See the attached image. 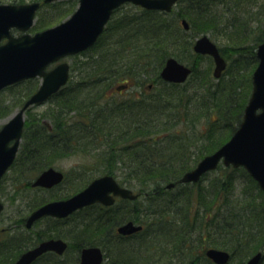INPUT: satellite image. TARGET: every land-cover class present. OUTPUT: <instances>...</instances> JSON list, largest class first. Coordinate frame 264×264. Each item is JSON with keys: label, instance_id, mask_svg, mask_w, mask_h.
Instances as JSON below:
<instances>
[{"label": "trees", "instance_id": "16d2710c", "mask_svg": "<svg viewBox=\"0 0 264 264\" xmlns=\"http://www.w3.org/2000/svg\"><path fill=\"white\" fill-rule=\"evenodd\" d=\"M61 2L65 3V0ZM257 2L177 0V11L141 8L139 15L120 18L112 38L116 50L97 51L96 56L89 55L77 67L71 65L69 81L52 95L58 102L57 110L50 115L52 127L28 131L27 123L24 124L13 168L43 169L68 153L92 154L97 159H105L101 173H112L120 164L131 167L129 174L133 179L135 177L137 190L145 194L135 200L134 212L131 202L123 200L120 207L126 218L144 224V229L122 239L116 234V237H110L108 251L115 254L114 264H159L162 259L167 264H180L183 260L184 264H214L204 251L217 244L229 252L232 250L231 255L238 254L243 247L245 251L247 246L251 248L250 255L262 250L264 193L244 168L219 164L217 176L207 185L179 182L185 171L231 136L242 119L251 90V74L238 78L239 72L233 71L223 85L214 89L210 72L212 59L194 53L193 40L216 32L220 15L218 18L212 9L220 6L226 14L225 30L232 32L230 39L244 41L232 59V65L244 52L257 61L255 47L264 40V26L257 33L252 26L257 21L263 24L264 6H258L263 10L261 13L252 10L254 5L257 7ZM182 18L189 23L186 30L180 24ZM108 25L106 32L110 28ZM33 27L37 29L39 24ZM219 49L224 55L222 48ZM186 53L192 56L191 65L196 59L209 58L201 86L195 84L197 89L187 85L188 80L170 83L159 76L166 57L173 55L184 60L182 55ZM226 68L228 71L229 67ZM74 71L78 75L76 80L72 78ZM119 78L135 80L137 86L147 80H156L161 85L154 91L142 90L143 93L129 97L107 96L103 87L111 79ZM245 79H248L247 93L245 88L238 91V83L241 85ZM34 89L32 86L28 94ZM95 150L101 152L93 154ZM239 177L243 179L239 180ZM235 181L246 187L242 196H233L232 183ZM170 182H174V186L167 188L166 184ZM80 189L77 187L76 190ZM47 199H33L30 209ZM93 206L95 213L82 214L79 225L75 227L77 223L74 224V238L78 239L76 249L83 245H104L101 238L105 235L106 218L109 216V224L114 225L115 220L110 221V218L119 212L113 206L107 209L99 204ZM129 211L131 215H127ZM257 217L263 223L258 222ZM50 220L49 224L54 227L56 221ZM120 222L122 219L116 224ZM20 227L18 231L0 229V264L12 262L34 244L35 239L55 232L50 226L41 235H25L23 226ZM95 230H99L101 236L90 239ZM55 233L62 237L68 235ZM135 236L138 239H134ZM127 242L131 243L127 245ZM42 258L33 264L40 261L63 264L57 256Z\"/></svg>", "mask_w": 264, "mask_h": 264}, {"label": "water", "instance_id": "95a60500", "mask_svg": "<svg viewBox=\"0 0 264 264\" xmlns=\"http://www.w3.org/2000/svg\"><path fill=\"white\" fill-rule=\"evenodd\" d=\"M55 0H43L44 3ZM130 2L147 10L169 12L176 0H78L74 12L60 23L19 36L11 34V28L26 31L33 24L40 2L0 3V90L15 82L39 76L41 82L36 91L27 98L21 109L0 127V179L14 161L19 146L24 124L23 112L32 105L46 100L58 91L68 80L69 63L60 61L46 70V66L67 55L76 54L92 46L102 33L113 10ZM187 29L188 22L181 21ZM192 49L195 53L206 54L214 62L213 75L220 77L226 67V60L220 54L217 45L206 35L194 40ZM258 64L252 74V91L244 108L243 118L230 138L214 152L202 157L190 170L183 173L181 182H197L208 170H213L222 160L225 166H243L258 182L264 192V41L256 50ZM191 73V68L168 57L160 71V77L168 82L181 83ZM63 174L53 168L45 169L33 182V185L50 187L59 182ZM174 182L167 184L170 188ZM115 196L134 199L137 193L120 186L111 175L93 179L85 188L64 199L49 201L33 210L26 219V226L45 215L65 217L76 209L100 202L105 205L113 203ZM3 204L0 201V211ZM142 226L128 221L118 227L121 234L140 231ZM66 243L61 239H46L36 246L22 252L10 264H31L40 254L47 250L62 253ZM206 256L217 264H226L230 254L221 249L208 248ZM103 255L97 246L84 247L78 264H100ZM262 253L252 255L245 264H259Z\"/></svg>", "mask_w": 264, "mask_h": 264}, {"label": "rangeland", "instance_id": "374dc122", "mask_svg": "<svg viewBox=\"0 0 264 264\" xmlns=\"http://www.w3.org/2000/svg\"><path fill=\"white\" fill-rule=\"evenodd\" d=\"M31 1H37V0H24L21 1L20 0H0V3H28ZM39 1V0H38ZM42 1V0H41ZM59 1L61 0H55L52 2H48V3H41L40 6L38 7L36 13H35V17H34V23L32 25L31 28H29L27 31L28 33H34L35 31H39L42 30L44 28L56 25L58 23H60L61 21H63L64 19L68 18L76 9L77 5H78V1L77 0H71V1H66L65 3L61 2L59 3ZM259 5L264 6V0H258L257 2V7L254 5L253 6V11L255 12L256 10H260L259 12L261 13L263 10H261V8H258ZM222 8H224L223 5H221ZM255 7V8H254ZM260 7V6H259ZM142 7L137 6V5H133L130 3L125 4L124 6H122L121 8H119L118 10H116L112 16L111 19L109 21V25H108V32H106V30L101 34V36L99 37L98 41L89 49H87L86 51H84V53L81 54H77L74 56H69L66 57V61L70 64V65H74L75 67H77L78 65L81 64V62H84L87 60V58L91 56H96V52L100 51V52H111L116 50V46H114V43L112 38H113V34L116 32V28H115V24L117 23V21H119L120 18L123 17H133L135 15H139L141 13V9ZM177 4L173 6L174 11H177ZM217 12L219 13L217 15ZM264 12V11H263ZM212 13H215L216 16L220 15V19L219 21L216 23V32H210V33H206L219 47L222 48V51L224 52V56L225 58H227V68L226 70H224V72L222 73V75L217 78L215 76H213V69H214V63L212 61V65H211V78H212V87L214 89H217V86H221L225 83L226 80L229 79V75L231 74V72L233 71L234 73L239 72L238 74V78L240 76H246L251 74L252 75V71L257 63L256 60L252 59V57H250L248 52H244L241 54L240 58L235 61V64L232 65V59L235 58L237 56V51L239 50L240 45H242V43H244V41H242V39L239 40H235L234 39H230L232 32L231 30H225V22H226V14H224V10L221 9L220 6H218V8H214L212 9ZM222 13V14H221ZM224 14V15H223ZM222 15V17H221ZM263 18V17H262ZM262 20V25L259 23V21L254 22L252 24L253 29H256V33L259 32L260 29H262V27L264 26V19ZM39 24V27H36L37 29H34V25ZM234 30V28H233ZM24 32V33H25ZM114 32V33H113ZM19 33H23L20 32ZM198 37V36H197ZM195 39V38H194ZM103 40V41H102ZM264 40H261L260 42H262ZM258 42V43H260ZM235 47V50L233 49ZM257 47V46H256ZM256 47H255V51H256ZM243 51V50H242ZM173 56V55H171ZM169 57V56H168ZM175 57L177 60H179L181 63H184L186 65H189L194 68V71L192 73V75L187 79L188 83L187 85L192 86L194 88L197 87V85H195L196 83H199L198 85L201 86V82L203 80L202 76L206 75L207 73V68H208V64H209V58H203L200 60H194V64L191 65V59L192 56L188 53H186L184 56L182 55V58L184 60H180L179 58ZM167 58V57H166ZM165 58V60H166ZM252 59V62L250 63ZM164 60V62H165ZM164 62L162 64V66L164 65ZM238 62H241L240 64H236ZM230 63V64H229ZM161 66V68H162ZM232 66V67H231ZM197 67V68H196ZM231 67V69H230ZM160 68V70H161ZM159 70V73H160ZM230 73V74H229ZM250 75V76H251ZM77 72H73V79L76 80L77 79ZM41 79L36 77L34 78L33 82H19L17 84H14L12 86H8L6 88H4L3 90L0 91V127L2 124H4L15 112H17L19 109H21L22 106V102L25 100V98L28 97V92H30V88L32 86H34L36 88V86H38V82H40ZM112 81V82H111ZM111 81H109L107 85H105V87H103V89L105 90L106 94H108V96L112 97H119V98H124V97H129L131 94L137 95L140 93H143L142 90H146L147 92H149V90L154 91V88H158V86H160V82L156 83V80H147L146 82H144L142 84V86H137L135 80L130 79L129 80H125V79H111ZM129 81V84H128ZM132 82H135V85H131ZM238 82V81H237ZM126 84V89L124 91H122L121 93L118 92V89H122L123 84ZM156 83V84H155ZM120 84V85H119ZM128 84V85H127ZM134 84V83H133ZM151 84V85H150ZM239 85L238 91L242 88H245V93H247L248 91H246L247 87H248V79H245V81L242 82V84ZM119 86V87H118ZM118 87V89H117ZM102 89V88H101ZM197 89V88H196ZM251 90H252V84H251ZM250 90V92H251ZM235 94V93H234ZM240 94H242V92H240ZM55 98H51L45 102H43L42 104H38L35 106H29L28 108H26L23 112V116L25 119V123H27V130L29 131L32 128L35 129H40V127H42V129L47 128L50 129L52 127V121L50 120L51 116L53 114V112L57 109V103L55 101ZM217 126V125H216ZM201 142L199 143V145L201 146ZM100 150H95L93 154L96 153H100ZM99 157V156H97ZM58 163L59 167H61V169L63 170H72L74 169V173L76 175H81V170L83 169V167L88 170L86 172H88L86 174L87 177L85 176H81L78 180L77 179H73L71 181L67 180L65 183L68 182L71 183L70 185L72 186V188L74 189L73 193L79 191L76 190L77 187H81V189L83 187H85L89 182L90 179L103 175L105 173H101L102 170L104 169V165L106 163L105 159H97L95 158L92 154L91 156H89L88 154L86 155H82L81 153H69L67 155H63L62 158H60V160L55 161V163ZM222 165V164H220ZM14 166V165H13ZM11 166V168L6 172V174L4 175L3 179L0 181V200L4 203V209L2 211V213L0 214V228L5 227V228H13L15 229V231H18L19 228H21L20 226L22 225L23 222V217H25L28 212H29V205L32 202L33 199H38V198H43L48 197V192H41V191H37V190H33L31 189V187H28L27 185V180L24 178V176L22 175V170H19V167H14ZM130 168L131 167H127L125 166V164H120L118 166L117 169H114V171L112 172V174L120 181V183L125 184L126 186H128L129 188L133 189L135 192H138L139 190L137 185H136V181H135V177L134 179L131 176H127L126 174L130 172ZM91 172V173H90ZM131 173V172H130ZM218 174V170L213 169L208 171L207 173H205V176L202 177V179L199 181L201 182V184L203 185H207V183H209V181L211 179H213L214 176H217ZM127 179V180H124ZM242 177H239V180H242ZM123 180V181H122ZM179 182L180 178H179ZM184 183V182H181ZM186 183H190V182H186ZM237 184V186H236ZM233 185V190L235 191L233 196H236L237 194L242 196V190H244L246 187H244L242 184V182L239 181H235L232 183ZM59 189V190H58ZM56 191L51 192L50 194H52L51 199H58V198H65L66 196H68V192L66 190V187H59ZM80 189V190H81ZM76 190V191H75ZM63 191H65V193L63 194ZM71 194V193H70ZM143 196V194H142ZM142 196L140 198H142ZM232 196V197H233ZM233 201L238 200L237 198H232ZM50 200L47 199V201ZM132 205H135V203H131L130 206L132 207ZM262 206V205H260ZM128 208L129 205H128ZM89 210H92V212L95 213L96 207H88V208H84L78 212H76L74 215L72 220V224H76L75 227H77L81 221V217L82 214H86L87 212H89ZM84 214V215H85ZM127 215H131V212L129 211L127 213ZM151 217V216H150ZM243 219V218H242ZM21 220V221H20ZM51 222V220H48L47 218H45V220L40 221V222H36L34 225V230L38 231L40 227H42L43 225H46L47 223ZM257 221L260 223H263V220L260 219V217H257ZM56 226L54 225L55 228V232H63V234H68V236H70V238H72V241L75 240L78 242V239L73 237V231L75 230V227L73 230H71L70 234L68 233V229L71 227L72 224H63V223H54ZM69 225V226H68ZM73 228V225H72ZM251 230V228H249L247 231V233ZM99 230H95L92 232V234H90V239L93 238H97V236H101V233H98ZM25 235H32L34 236L33 233L27 234L25 233ZM1 236V235H0ZM30 236V237H32ZM2 238V236H1ZM0 238V239H1ZM134 239H138L137 236L134 237ZM100 240V239H99ZM100 242V241H99ZM262 254H263V258L261 260V264H264V239L262 240ZM131 242H127V245H129ZM76 245V244H75ZM214 247L220 248V249H224L222 248L220 245H216ZM248 249L241 250V252H239L238 254H234L231 255V259L226 263V264H245L247 262V260L251 257V255L249 254L250 252V246H247ZM230 252H232V250H230ZM74 254V253H73ZM253 255V254H252ZM44 259V258H43ZM68 259V258H67ZM63 264H66L65 261V257L61 258L60 260ZM44 261H40L37 262L36 264H45L43 263ZM169 262H171V260H169ZM184 260L182 261V263L180 264H184ZM11 263V262H9ZM8 263V264H9ZM75 261L70 262L69 264H74ZM167 264L166 261L163 262L162 261L159 264ZM175 263H177V261H175ZM47 264V263H46Z\"/></svg>", "mask_w": 264, "mask_h": 264}, {"label": "flooded vegetation", "instance_id": "af4514ba", "mask_svg": "<svg viewBox=\"0 0 264 264\" xmlns=\"http://www.w3.org/2000/svg\"><path fill=\"white\" fill-rule=\"evenodd\" d=\"M122 6H124V5H121L120 7H118L117 9H115L114 11H113V13L116 11V10H118L119 8H121ZM112 13V14H113ZM112 16V15H111ZM110 19H111V17H110ZM110 19H109V21H110ZM109 21L106 23V26H105V29H106V27H107V24L109 23ZM105 29H104V31H105ZM11 33L13 34V35H15V36H18V35H20V33H19V30H17V29H15V28H12L11 29ZM4 41V40H3ZM84 51H86V50H84ZM84 51H81V52H79V53H76V54H73L72 56H74V55H77V54H81V53H83ZM219 52H220V54L224 57V59L226 60L227 58H225V56L221 53V51L219 50ZM69 57V56H68ZM66 59V58H65ZM64 59V60H65ZM63 59H59V60H57L56 62H52V63H50V64H48L47 65V67H46V69L47 70H49V69H51L52 67H54L59 61H62ZM226 62H227V60H226ZM228 64V63H227ZM69 70H71V65H70V67H69ZM71 73V72H70ZM34 78H36V77H34ZM34 78H29V79H26L25 81H27V80H32V82H33V80H34ZM39 78V77H38ZM130 81V80H129ZM129 81H128V84H129ZM39 83V82H38ZM134 83V84H133ZM121 84H123V86H125V87H123L122 89H118V87H117V89H118V92L119 93H121L122 91H124L125 89H126V84H124V83H121ZM127 84V85H128ZM120 85V84H119ZM131 85H135V82H132L131 83ZM151 85V84H150ZM37 87V86H36ZM36 89V88H35ZM34 89V90H35ZM34 90H33V92H34ZM33 92H31V93H33ZM31 95V94H30ZM29 95V96H30ZM107 96H108V94H106ZM134 95H135V93H134ZM28 96V97H29ZM52 98V96L51 97H49V98H47L46 100H44V101H42V102H40V103H37V104H33L32 106H35V105H38V104H42L43 102H45V101H47V100H49V99H51ZM26 99V98H25ZM23 104V103H22ZM69 154V153H68ZM65 155H67V154H65ZM60 158H62V157H59L58 159H56V160H54V162H53V164L52 165H49V166H47V167H45V168H43V169H38V168H32V167H28V168H26V167H24L23 168V170H22V175L24 176V178L27 180V185H28V187H31V189H33V190H37V191H41V192H48L49 194H48V197H43V198H40V199H45V198H50L51 196H52V194H50L51 192H54V191H56L59 187H63V186H65L66 187V190H67V192H68V190H69V192H68V196H66L65 198H67V197H70L71 195H73L74 193V189L72 188V186L70 185L71 183H69L68 184V182L67 183H65L67 180H69V181H71V180H73V179H77V178H80L82 175L83 176H85V177H87L86 176V174L88 173V172H86V171H88V170H86L84 167H83V169L81 170V175H76L75 173H74V169H72V170H63V169H61V167H59V165H58V163L56 162L55 163V161H58V160H60ZM11 168V167H10ZM9 168V169H10ZM48 168H53V169H55V170H57V171H59V172H61L62 174H63V177H62V179L59 181V182H57V183H55V184H53V185H51L50 187H45V186H39V185H36V186H34L33 185V182L35 181V179L45 170V169H48ZM86 170V171H85ZM91 173V172H90ZM103 175H111L114 179H115V181L120 185V186H124V187H128V186H126L125 184H122V183H120V181L112 174V173H105V174H103ZM127 176H130V174L129 173H127L126 174ZM100 176H102V175H100ZM97 177H99V176H97ZM94 178H96V177H94ZM94 178H92V179H94ZM92 179H90V180H92ZM129 188V187H128ZM131 189V188H130ZM59 190V189H58ZM132 190V192L133 193H137L138 195H137V197L136 198H134V199H129V198H123V197H121V196H115V195H113V198H114V201H113V203L112 204H110V205H103V204H100V203H95V204H92V205H88V206H84V207H82V208H80V209H77V210H75V211H73L72 213H70V214H68L67 216H65V217H54V216H51V215H45V216H42V217H40V218H38V219H36L34 222H33V224L30 226V227H27L26 226V219H27V217L29 216V214L33 211V210H35V209H37V208H39L40 206H42L43 204H45V203H47L48 201H51V200H55V199H51L50 198V200H48V201H45L44 203H42V204H40V205H38L37 207H35V208H32V209H30V205H29V207H28V209H29V212H28V214L25 216V218H24V221H23V225H24V230L26 231V233L27 234H30V233H33V234H42V232H44L43 230L45 229V230H49V227L51 226V228L55 231V228L51 225V224H49V223H47L46 225H43L42 227H40L39 228V230L38 231H35L34 230V225H35V223L36 222H40V221H43V220H45V218H47L48 220H50V219H52V220H54V221H56V223H63V224H72V222L73 221H71L72 220V218L74 217V216H72V215H74L76 212H78V211H80V210H82V209H84V208H90V207H92L93 205H97V204H99L100 205V207H104L105 209H107V208H110V207H117L116 208V210L118 209L119 210V212L117 211V214L115 215V216H113V217H111L110 218V221H114V225H111V223L109 224V216H107L108 218H106L107 220H106V229L105 230H103V233H105V235H103L102 236V240H103V242H104V245H101V244H96V245H83V246H81L80 248H77L76 249V246H77V243H76V241L75 240H73L72 241V238H70V236H68V235H66V236H64V237H62V236H60V235H57L55 232H52V233H50V236L48 235V236H46V237H44V236H41L38 240L37 239H35V243L34 244H32V245H29L27 248H25V250L24 251H26V250H28V249H30V248H32V247H34V246H36L37 244H39L41 241H43V240H46V239H50V238H54V239H61V240H63L65 243H66V247H65V249H64V251L62 252V253H57V252H55V251H53V250H47V251H45V252H43L42 254H40L31 264H33L35 261H37L38 259H40V258H45L46 256H48V255H51V256H57V257H59V259H61V258H63V257H65V261H66V264H69L70 262H72V261H75V263L74 264H78L79 263V261H80V255H81V250H82V248H84V247H88V246H97V247H99L100 249H101V251H102V255H103V258H102V261H101V263L100 264H114V260L113 259H115V254H113L112 252H109L108 251V249H109V242L110 241H108L109 239H111L110 237H114L115 236V234L116 235H118V236H120L119 238L120 239H122V238H124V237H130V236H133V235H135V233H132V234H121V233H119L118 232V227L119 226H121V225H123L124 223H126V222H128V221H132V222H134V223H137V224H140L141 226H142V228H141V230L142 229H144V224H142V223H139V222H135V220L133 219V218H126L123 214V212H122V208L120 207L121 206V202H123V200L124 201H127L126 203H128V202H131V203H135V200H137L138 198H140L141 196H142V194L144 195L145 194V192H140V191H138V192H135L133 189H131ZM65 193V191H63V194ZM71 193V194H70ZM58 199H60V198H58ZM4 204V203H3ZM131 209H133V212H134V210H135V205H132V207H131ZM91 211L92 210H89V212H87L86 214H89V213H91ZM119 215V216H118ZM134 215V213L132 214V216ZM118 217H121V219H122V222H120V223H118V224H116L118 221H120V220H118L117 218ZM49 222V221H48ZM109 224V225H108ZM54 225H56V224H54ZM68 225V226H69ZM72 225H73V228H72ZM71 225V227L68 229V233L70 234V232H71V230H73L74 229V224H72ZM57 226V225H56ZM1 229V228H0ZM74 232V231H73ZM139 232V231H138ZM73 237H75V234L73 233ZM116 237V236H115ZM122 237V238H121ZM104 238H106V239H104ZM76 244V245H75ZM209 248V247H208ZM208 248H206V250L208 249ZM212 248H216V247H212ZM218 249H220V248H218ZM206 250L204 251V254H205V256H206ZM222 250V249H221ZM223 250H225V251H227L228 253H229V251L228 250H226V249H223ZM74 253V254H73ZM207 257V256H206ZM42 258V259H43ZM68 258V259H67ZM208 259H210L209 257H207ZM231 259V252H230V258H229V260ZM211 260V259H210ZM228 260V261H229ZM212 261V260H211ZM214 264H217V263H215L214 261H212Z\"/></svg>", "mask_w": 264, "mask_h": 264}, {"label": "bare ground", "instance_id": "6f19581e", "mask_svg": "<svg viewBox=\"0 0 264 264\" xmlns=\"http://www.w3.org/2000/svg\"><path fill=\"white\" fill-rule=\"evenodd\" d=\"M182 19H185V18H182ZM185 20H186V19H185ZM186 21H187V20H186ZM187 22H188V21H187ZM185 30H186V29H185ZM196 38H197V37H196ZM196 38H195V39H196ZM195 39H194V40H195ZM194 40H193V43H194ZM193 43H192V45H193ZM192 51H193V49H192ZM193 52H194V51H193ZM194 53H195V52H194ZM167 58H168V57H167ZM167 58H166V59H167ZM159 76H160V73H159ZM160 78H161V77H160Z\"/></svg>", "mask_w": 264, "mask_h": 264}]
</instances>
